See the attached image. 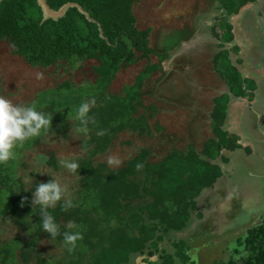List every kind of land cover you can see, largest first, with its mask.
Returning a JSON list of instances; mask_svg holds the SVG:
<instances>
[{
  "label": "trees",
  "instance_id": "1",
  "mask_svg": "<svg viewBox=\"0 0 264 264\" xmlns=\"http://www.w3.org/2000/svg\"><path fill=\"white\" fill-rule=\"evenodd\" d=\"M218 1L228 15H237L242 8L257 2ZM46 2L54 11L75 3L93 22L76 8L69 9L57 21L43 22L37 0H3L0 2V40L6 41L13 48L12 53L32 68L63 65L75 68L84 62L97 61L99 65L94 71L98 77L88 93L83 92L84 87L64 82L37 95L29 105L50 113L52 121L46 133L15 148L14 159L0 163V223L16 229V234L5 240L0 227V264H31V261L34 264H195L188 256L187 244L182 240L172 242L171 237L184 233L193 215L202 217L198 212V199L223 178L222 165L228 163L224 154H237L235 152L244 146L238 134L225 130L228 101L247 99L249 104L255 101V87L242 78L237 68L241 61L238 59L235 63L231 59L230 53L238 54L241 50L235 43L233 26L223 22L220 24L223 37L221 33L215 34L220 41V52L215 57V65L219 66L216 72L229 95L224 94V101L221 102V98L212 112L213 139L205 143L200 153L189 146L186 153L172 152L156 163L146 162L147 151L141 150L125 167L114 170L105 163L94 164L93 158L108 149L116 134L147 131L146 119L135 118L142 106L141 90L144 81L160 69V62L167 55H158L151 47L152 28H138L135 8L140 0ZM233 42L230 49H224V45ZM153 55L159 62L147 64L133 85L125 87L123 96L107 95V89L122 67L148 62ZM93 98L96 104L89 112L91 121L85 135L76 130L81 125L75 119V111L81 103ZM101 132L103 135L97 134ZM71 133L84 135L81 147L87 154L77 162L79 185L70 200L73 206L66 207L67 201L62 198L46 209L60 228V233L53 238L42 228L44 216L40 208L43 205L34 204V192L40 182L34 180L27 189L17 169L23 164V156L37 147L46 134L66 139ZM245 150L250 157L251 149L245 147ZM44 158L57 169L53 156ZM138 164L142 165L139 169ZM138 174H142L143 179L138 180ZM50 181L53 180L48 179L46 183ZM69 222H74L78 228L68 229ZM77 230L83 239L69 251L71 245H65L63 234ZM43 238L55 246L60 257L44 256L36 247ZM166 241L171 243L173 252L162 247ZM237 246L221 264H264V216L237 240Z\"/></svg>",
  "mask_w": 264,
  "mask_h": 264
},
{
  "label": "rangeland",
  "instance_id": "2",
  "mask_svg": "<svg viewBox=\"0 0 264 264\" xmlns=\"http://www.w3.org/2000/svg\"><path fill=\"white\" fill-rule=\"evenodd\" d=\"M256 1L237 15H228L218 0H140L135 8L138 28H152L151 47L158 55H167L160 62V69L144 81L141 90L142 106L135 118L146 119L147 131L143 134L118 133L108 149L93 158L94 164L105 163L110 169L118 170L141 150L147 151L146 162L149 163L161 161L172 152L186 153L189 146L200 153L205 143L213 139L212 112L216 105L219 106V100L222 98L223 102L224 96L229 95L216 72L219 66L215 65V57L220 52V41L215 34H223L220 30L223 22L233 26L235 42L241 50L238 54L230 53L231 59L241 61L237 68L242 78L255 87L257 103L243 105V113L236 116L228 114L232 106L231 99L228 101L227 118L239 117L241 126H233L230 121L224 126L225 130L238 134L244 146L235 152L237 154H224L228 163L222 165L223 178L214 191L203 193L209 195L206 199L198 202L205 212V222H198V226L194 225L186 233L171 237L172 242L182 240L187 244L188 256L195 264L226 262L237 249V240L264 216V144H260L264 139V0ZM231 46L233 43L224 45V49ZM12 51L6 41L0 40V96L14 105L29 106L44 91L64 82L84 87V93L96 83L98 76L94 67L99 65L97 61L84 62L75 68L65 65L32 68ZM158 62V57L153 55L148 62L144 60L128 68L122 67L107 89V95L123 96L125 87L133 85L147 64ZM68 136L62 139L46 134L37 147L23 156L17 175L23 178L27 189L34 180L45 184L52 179L66 188L64 200L73 199L79 176L76 171L63 167L61 161L77 163L86 157L87 150L81 147L84 135L71 133ZM245 147L251 149L250 157L246 156ZM50 156L55 159L57 169L45 162L44 157ZM110 157L119 159L121 164L109 165ZM137 179H143V175L138 174ZM34 198L36 200L35 195ZM214 205H218L217 211ZM211 209L216 211H212V215ZM0 227L2 239L16 234L12 225L0 223ZM170 246L169 241L162 244L173 252ZM36 247L45 257H60L59 251L46 238Z\"/></svg>",
  "mask_w": 264,
  "mask_h": 264
},
{
  "label": "clouds",
  "instance_id": "3",
  "mask_svg": "<svg viewBox=\"0 0 264 264\" xmlns=\"http://www.w3.org/2000/svg\"><path fill=\"white\" fill-rule=\"evenodd\" d=\"M96 104L93 98L90 101H85L79 105L75 111V119L80 122V127L76 130L87 135L89 129L88 123L91 121L89 112ZM52 121V115L43 111H38L36 106L14 105L9 99L0 96V163H5L10 159L15 158L14 149L22 146L26 140L39 137L42 132L46 133ZM103 135V133H97ZM109 165L119 166L121 161L119 159L109 158ZM61 165L73 172L77 170L79 165L74 161L62 160ZM142 165H137L141 168ZM66 193V188L61 187L58 181H50L46 184L40 183L34 195L36 200L34 204L43 205L40 211L43 213L42 228L47 231L53 238L60 233V228L54 222L53 216L46 211V209L55 205L62 199ZM23 206V201H21ZM66 207H72L71 201L66 202ZM68 229H77L78 226L74 222H69ZM65 245H71L69 251L76 247V242L83 239L80 231H66L63 234ZM195 260L196 257L192 256Z\"/></svg>",
  "mask_w": 264,
  "mask_h": 264
},
{
  "label": "crops",
  "instance_id": "4",
  "mask_svg": "<svg viewBox=\"0 0 264 264\" xmlns=\"http://www.w3.org/2000/svg\"><path fill=\"white\" fill-rule=\"evenodd\" d=\"M236 43V42H235ZM233 44H234V42H233ZM254 102H252V103H250V104H253ZM255 103H257L256 101H255ZM254 103V104H255ZM246 104H248L249 106H251L250 104H249V102H247V99H237V100H234V99H231V105L234 107H232L231 106V112L230 111H228V114L229 115H234V114H236V116L239 114V112H241V113H243V111H242V106L243 105H246ZM239 110H241V111H239ZM236 111V112H235ZM226 116H227V114H226ZM230 121H231V123H233V126H236V124L238 125V127L239 126H241V124H239V121H240V118L239 117H235V120H233L232 119V117H230V119L229 118H227L226 117V122H225V125H227V124H229L230 123ZM234 121V122H233ZM229 132V131H228ZM230 177V176H229ZM216 189V187H213L211 190H215ZM210 190V189H209ZM207 191V190H206ZM206 191H204V192H206ZM203 192V193H204ZM209 195H207V196H204L203 194L200 196V198L198 199V202H200V199H206L207 197H208ZM200 206H203V205H200ZM217 206L218 205H214L213 207L216 209V211L218 210L217 209ZM212 211H214V212H216L214 209H211V211H210V214L212 215ZM198 212L199 213H201L202 214V217L201 218H198L197 217V215H193L192 217H191V220H190V226L187 228V230H185V233L188 231V230H190L192 227H194V225H197L198 226V222L200 223V222H205V220H203V218H205L206 216H205V212L203 213L202 212V210L200 209V207H199V205H198ZM196 226V227H197Z\"/></svg>",
  "mask_w": 264,
  "mask_h": 264
},
{
  "label": "water",
  "instance_id": "5",
  "mask_svg": "<svg viewBox=\"0 0 264 264\" xmlns=\"http://www.w3.org/2000/svg\"><path fill=\"white\" fill-rule=\"evenodd\" d=\"M3 0H0V2H2ZM37 3H38V6L41 8V11H42V16H43V19L42 21H47V20H53V21H57L59 20L60 18L64 17L66 12L71 9V8H76L81 14L85 15V17L93 22V20L89 17L88 13L85 12L79 5L75 4V3H68L64 6H62L59 10L57 11H54L52 10L46 0H37ZM99 31H100V35L101 37H103L102 35V30L101 28L99 27Z\"/></svg>",
  "mask_w": 264,
  "mask_h": 264
},
{
  "label": "flooded vegetation",
  "instance_id": "6",
  "mask_svg": "<svg viewBox=\"0 0 264 264\" xmlns=\"http://www.w3.org/2000/svg\"><path fill=\"white\" fill-rule=\"evenodd\" d=\"M260 141L263 143L264 139L263 140H260Z\"/></svg>",
  "mask_w": 264,
  "mask_h": 264
}]
</instances>
